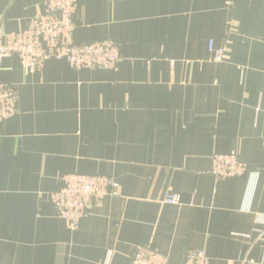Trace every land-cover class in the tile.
I'll return each instance as SVG.
<instances>
[{
	"label": "crops",
	"instance_id": "1",
	"mask_svg": "<svg viewBox=\"0 0 264 264\" xmlns=\"http://www.w3.org/2000/svg\"><path fill=\"white\" fill-rule=\"evenodd\" d=\"M73 41L109 39L116 69L14 55L0 82L16 93L0 120V264H129L152 243L182 264H264V0H76ZM42 0H0L5 32ZM224 48L221 61L208 49ZM235 153L241 176L216 178L210 156ZM118 182L67 228L50 201L65 173ZM178 196L177 203L164 199Z\"/></svg>",
	"mask_w": 264,
	"mask_h": 264
},
{
	"label": "built area",
	"instance_id": "2",
	"mask_svg": "<svg viewBox=\"0 0 264 264\" xmlns=\"http://www.w3.org/2000/svg\"><path fill=\"white\" fill-rule=\"evenodd\" d=\"M76 0H42V11L27 19L25 28L5 32L0 18V61L4 56L14 55L27 72L43 69L51 58L63 60L71 70L82 68L116 69L120 60L118 46L109 39L75 43L73 31ZM208 49L214 60L221 61L224 48H214L209 41ZM16 93L7 83L0 82V120L15 113ZM210 173L216 178L241 176L248 172L246 164L233 152L214 153L210 156ZM119 184L103 174L65 173L60 177V186L49 193L50 201L70 230L79 227L80 220L106 195L118 193ZM177 203L178 196L169 194L164 199ZM108 252L103 264L110 260ZM202 248L190 250L182 264H209ZM129 264H169L168 257L152 243L135 246Z\"/></svg>",
	"mask_w": 264,
	"mask_h": 264
}]
</instances>
